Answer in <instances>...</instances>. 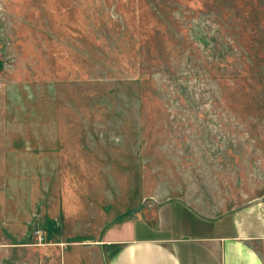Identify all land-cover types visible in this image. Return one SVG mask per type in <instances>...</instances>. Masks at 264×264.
<instances>
[{
	"label": "rangeland",
	"instance_id": "1",
	"mask_svg": "<svg viewBox=\"0 0 264 264\" xmlns=\"http://www.w3.org/2000/svg\"><path fill=\"white\" fill-rule=\"evenodd\" d=\"M179 186L264 195V0H0V264L104 263Z\"/></svg>",
	"mask_w": 264,
	"mask_h": 264
},
{
	"label": "crops",
	"instance_id": "2",
	"mask_svg": "<svg viewBox=\"0 0 264 264\" xmlns=\"http://www.w3.org/2000/svg\"><path fill=\"white\" fill-rule=\"evenodd\" d=\"M152 194L142 212L119 225L128 224V235L121 231L107 260L88 256L86 264H264V195L241 203L235 197L229 204L197 187ZM38 228L43 242H37L35 227L25 247L38 248L40 264H47L51 246L78 244L62 239L48 243L45 229ZM72 252L63 251L61 264L80 263Z\"/></svg>",
	"mask_w": 264,
	"mask_h": 264
},
{
	"label": "built area",
	"instance_id": "3",
	"mask_svg": "<svg viewBox=\"0 0 264 264\" xmlns=\"http://www.w3.org/2000/svg\"><path fill=\"white\" fill-rule=\"evenodd\" d=\"M33 233L37 239V242L41 244L43 242V238H44L42 230L39 228H36Z\"/></svg>",
	"mask_w": 264,
	"mask_h": 264
}]
</instances>
